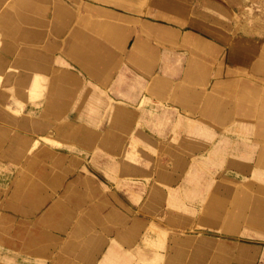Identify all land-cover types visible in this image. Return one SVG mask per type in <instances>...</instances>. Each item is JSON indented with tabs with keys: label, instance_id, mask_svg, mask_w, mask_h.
<instances>
[{
	"label": "rangeland",
	"instance_id": "rangeland-1",
	"mask_svg": "<svg viewBox=\"0 0 264 264\" xmlns=\"http://www.w3.org/2000/svg\"><path fill=\"white\" fill-rule=\"evenodd\" d=\"M57 68L98 98L48 108L77 83L50 89ZM2 242L36 264H264V0H0L16 264Z\"/></svg>",
	"mask_w": 264,
	"mask_h": 264
},
{
	"label": "crops",
	"instance_id": "crops-1",
	"mask_svg": "<svg viewBox=\"0 0 264 264\" xmlns=\"http://www.w3.org/2000/svg\"><path fill=\"white\" fill-rule=\"evenodd\" d=\"M81 71H83L84 73H90V70H88V69H86L84 67L81 68ZM61 73H63V75L65 77L67 76V74L68 75H72L73 78H76L77 79V83L72 82V81H69L68 82V80H65L64 79L62 84L63 85H67L72 90L71 95H69L68 97L65 98V96H61V95H59V94H57L55 92H52L51 95H50V92H49V94L47 95V99H46L47 100L46 103H47V107L48 108H50L51 105H57V107H59V103H61L62 101H65L66 100L65 101L66 102V106H65L64 109H62V111L65 112L66 109H67V105H70V104H74L75 103V100L77 99L79 93L81 92V90L83 88H88L91 91L90 95L85 94V93L82 94V96H84L85 99H88L89 100V99H92V98H98V95L96 94V91L94 90V88H97L98 87V85L94 82V81H97V79H95L96 76H94V78H92L90 80H86V79L82 78L80 75L75 74L70 69H64V68H57V69H55L52 77L50 78V83H49L50 89H51V87L54 88V89L58 88L57 78L60 76ZM90 77H91V75H90ZM112 81H114V80H112ZM115 82H117V81H115ZM49 95L51 96L50 98H49ZM98 101H100V99H98ZM78 117L81 120H83L84 123L85 122L86 123L88 122L87 121L88 119L86 118V115H85V117L83 115H82V117L81 116H78ZM75 126H78V127L81 126L82 127V125H80V124H76ZM107 132L111 133L112 130L109 129V130H107ZM65 135H66V133H64L62 136L65 137ZM96 135H98V134H96ZM41 138H43V137H41ZM221 186L222 187H227V183H223V185H221ZM226 189H228V188H226ZM229 190L234 191V189H230V188H229ZM27 245L28 244L25 245L23 243L22 244L15 243L13 245V244L7 243V242H5V243L2 242V244H1L2 248H4V251L15 253L14 263H16V264H36V259L34 258V255L31 254V252H30L31 249L33 248V244L30 243L28 245V247H26ZM101 248L102 247H100V249ZM110 249L113 250L112 248H109L108 250H110ZM108 250L106 251V253L108 252ZM94 259H96V256L93 259L92 258H84L83 260L86 261L87 263L91 264V263L94 262ZM102 260H103V257H101V259H99L98 261H96L95 264H119V261L117 259V256L113 260H111V261H105L104 263H103Z\"/></svg>",
	"mask_w": 264,
	"mask_h": 264
},
{
	"label": "bare ground",
	"instance_id": "bare-ground-1",
	"mask_svg": "<svg viewBox=\"0 0 264 264\" xmlns=\"http://www.w3.org/2000/svg\"><path fill=\"white\" fill-rule=\"evenodd\" d=\"M189 239H191V238H189ZM189 239H186L185 241H189Z\"/></svg>",
	"mask_w": 264,
	"mask_h": 264
}]
</instances>
